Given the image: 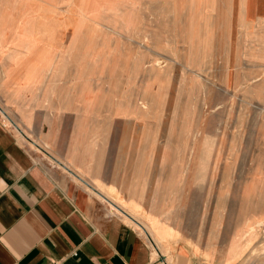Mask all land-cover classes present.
Wrapping results in <instances>:
<instances>
[{
    "label": "bare ground",
    "instance_id": "1",
    "mask_svg": "<svg viewBox=\"0 0 264 264\" xmlns=\"http://www.w3.org/2000/svg\"><path fill=\"white\" fill-rule=\"evenodd\" d=\"M152 1L141 0L149 14L142 12L135 19L115 21L110 18L115 9L109 5L102 8L100 17L96 14V0H0L2 69L28 63L27 76L41 77L18 94L0 83V115L18 137L44 151L51 160L50 167L57 164L56 159L65 172L93 184L96 193L75 177L89 197L99 198L135 224L154 252L169 256L171 245L183 243L192 256L211 264H264V172L260 167L243 165L247 178L237 185L226 183L238 167L237 157L253 144L262 128L264 0H241L237 16L229 13L221 20L222 56L214 54L208 40L212 20L209 3L197 11V0H185L188 5L184 9L177 0ZM150 14L162 16L157 25L160 22L167 29L160 36L176 48V55L156 49L154 42L159 38L151 34L149 45L134 35L137 28H144ZM97 26L101 31L97 39L101 51L93 60L97 68L92 69V61H88L82 72L94 99L85 107L76 104L72 92H79L81 85L65 86L56 95L71 104L64 118L67 138L61 153L55 141H50L55 133L54 120L59 123L61 118L43 111L41 115L49 123L53 120L49 132L43 133L40 126L31 128L30 115L35 107L52 104L54 84H66L75 77L77 61L84 56L80 52L84 37L91 32L96 44ZM179 31L181 37L177 36ZM170 81L177 87L169 110L166 92ZM203 94L210 101L232 96L229 113L221 114L220 102L205 107ZM195 95L200 97L199 105ZM240 102L251 106L243 129L237 127ZM118 109H124L125 114L118 115ZM206 116L210 125L190 137V126ZM119 122L127 132L118 138ZM87 129L95 131L97 137L91 140V134H85ZM176 140L190 149L184 168L174 146ZM108 144L114 147L107 169L110 179L105 181L102 174ZM141 145L145 147L142 156ZM95 155H99L98 162L90 169ZM138 159L144 172L135 179ZM247 185L252 191L241 195L254 220L244 226L229 207ZM185 213L190 214V231L183 237L181 217ZM194 220L197 224L192 229Z\"/></svg>",
    "mask_w": 264,
    "mask_h": 264
},
{
    "label": "crops",
    "instance_id": "2",
    "mask_svg": "<svg viewBox=\"0 0 264 264\" xmlns=\"http://www.w3.org/2000/svg\"><path fill=\"white\" fill-rule=\"evenodd\" d=\"M38 151L0 120V264H164L135 224L89 197L56 159L59 165L49 169ZM167 259L166 264H211L199 262L183 243L171 245Z\"/></svg>",
    "mask_w": 264,
    "mask_h": 264
},
{
    "label": "rangeland",
    "instance_id": "3",
    "mask_svg": "<svg viewBox=\"0 0 264 264\" xmlns=\"http://www.w3.org/2000/svg\"><path fill=\"white\" fill-rule=\"evenodd\" d=\"M149 1H152V0H149ZM177 1L180 4V8L186 7L188 5L185 0H177ZM239 2H241V0H197V6H198L197 11L198 10L201 11L202 9H204L206 3H209L211 5L209 13H208L209 17L212 19L211 24L208 27V31H209L208 40H209V43L211 42L212 50H213L215 55H218V56L223 55L222 50H221L223 37H222V34L220 33V30H219V27L221 26L220 22L223 18L227 17L229 15V13L232 14L233 17L237 16V10H238V6H239ZM107 5L114 7L115 14L110 16V18H111V20H115V21H116V19H117V21H119L120 19L132 20V19L139 17L142 12H145L147 14L150 13L147 10L146 5L144 3H142L141 0H96V9H97L96 14L99 17L101 14V10H103L102 8L107 6ZM136 8L138 9V12L135 10ZM182 9H184V8H182ZM153 12H155V11H152L151 14H153ZM110 14H111V11H110ZM151 14L145 18V21L143 24L144 28L140 27L141 30H140V28H137L134 35L139 36L140 41L146 45L150 44L151 39H152L151 35H153L154 37H156L157 39L159 38V40H160V41L158 40V42L157 41L154 42L156 49H158L159 51L165 50V51L171 53L172 55H176V53H177L176 48L174 46L167 45L165 40H164V37L160 36L167 29V28L165 29V27L161 26L160 22H159V25H157L158 24L157 20L162 18V16H160L159 14H157L156 16L151 15ZM144 16L145 15H142L141 17H144ZM2 28H5L4 24H3ZM98 29H99V27L97 26L96 27V44H95V35L92 34L91 32H87L85 37H84V42H83V45L80 49V52H82L84 56L77 61V73H76L75 77L73 79L67 81L66 84H59V85L54 84L53 85V98H54L53 100L54 101L52 102V104L47 108L46 107H35L31 113L32 115H30L29 125L31 126V128L33 130H36V128L38 126H40V130L43 133L49 132V130L52 126V121H53V120H51L50 121L51 124H50L44 118V116L41 115V113L43 111L45 113H48V114H56L57 117L61 118L59 123H57V119L54 120L55 121V124H54L55 133L53 135V141L50 140L52 143H54V141H55V144H54L55 148L57 149V151H59L61 153H63V151L65 149V144H66L65 141L67 138V132H66L67 124L64 121V118L68 117L67 113L69 112V109H71V106H70L71 104H70V102H67L63 98H62V100H59L56 97V95L60 94L61 91L64 89L63 87H65V86L66 87H75V86L81 85L82 89L79 92H77V93L72 92V99L76 102V104H78L79 106L85 107L94 99V92L92 90H90L89 87L87 86V82L82 77V72L84 70V67H86L87 62L92 61V63H93L95 56L97 57L98 54H100L101 48L97 44V39L101 35V31ZM139 31H141V32H139ZM163 36H164V34H163ZM177 36L181 37L182 31H179L177 33ZM229 49L231 52H233L234 51V44H231ZM77 51L78 50L75 49L73 51V54L76 55ZM96 64H97V62H96ZM113 65H114V63L112 62L111 67H113ZM30 66H31V64H28V63H16V64H11L10 66L6 67L5 69H2V67L0 65V73L2 72L0 75V83L5 87V89L7 91L12 92L14 94H18L23 89L37 84L41 78L40 75L30 74L29 76H27V72L29 71ZM93 67L97 68V66H95L94 63L92 64V69H93ZM176 71L178 73H180L179 68H177ZM261 74L262 73H260L258 76H260ZM63 75H64V72H62V76ZM176 87H177V83L174 81H170L169 84L167 85V92L168 93L166 92V95H167L166 96L167 97L166 103H167V106L170 107V108L168 107L169 110L173 106V102H174V98H175V94H176L174 91H175ZM194 100L196 102V105L200 104V97L198 95H195ZM202 101L205 102L204 104L207 103L205 107H209L208 104H210V102H211V104H214L215 102H220V104L223 107L221 114L223 116H225L226 114L229 113L228 107H230V104L232 102V96H226L225 95L221 99L214 98V99H211V101H210V100H208V97L206 98L203 94L202 95ZM65 106L67 109L65 108ZM250 110H251L250 105L245 104L243 102H240V104L238 106V114H237V116L239 118L238 119L239 124L237 127L239 129H243V127H244L243 124L246 121V118L248 117ZM117 113H118V115L122 116L125 114V110L124 109H118ZM262 115L263 114H261V116L259 117L263 122L261 125L262 126L261 131L258 133L256 139L253 141V144L248 149H246L244 152H241L239 154V156L237 157L236 164L238 167L233 171V173H230L229 176L227 177L229 179V180L228 179L226 180L227 185H230L232 183L236 184V185L241 184L247 178V177L245 178V173H243V172H245L243 169V165H250V166L253 165L254 167H260L264 172V115L263 116ZM201 119L202 120L197 122L198 126L195 125L194 123L190 126V130H189L190 137H192L193 135L199 134L201 132V129L204 130V128H206L208 125H210V118L208 116L202 117ZM0 120H2L4 125L7 126L13 132V134L16 136V138L18 139L19 142L23 143L24 145L29 144L31 147L34 148V146H32L29 141H26V140L18 137L16 132L8 125V123L2 118L1 115H0ZM21 121L24 123V124L23 123H21V124L24 127H27V121L22 119V118H21ZM119 125L121 126V129L118 132L119 133L118 138L124 132H127L126 131L127 128L124 124L119 122ZM89 133L91 134V136H90L91 140L94 139L95 136L97 137L95 131H93L92 129L91 130L87 129V131L85 132V134H87V135H89ZM174 146L179 151L178 157L180 159L184 160V161H182L183 168H184L185 167L184 165H186V157L189 154L190 149L188 148V146L185 142H182L179 140H176L174 142ZM113 147H114L113 144H108L107 148H106L107 151H106V156L104 158L105 169H104L103 174H102V178L105 181H108L110 179L107 169H109L108 167L110 164V159L112 157L111 149ZM43 152L44 151L42 149H40V151H38L37 155L44 158L45 164L50 169L51 160L49 158H47ZM209 152L210 153L212 152V150L210 148H209ZM144 153H145V147L143 145H141V147L139 149V155L142 156V154H144ZM243 153L245 155H243ZM84 156H85V154H84ZM98 159H99V155L97 157L95 155V157L93 159L94 161L92 160L93 162L89 166L90 169L95 168V163L98 162ZM239 159H241V160H239ZM134 167L135 168L133 171L134 172L133 177L135 176L134 177L135 179H140L142 177L143 172H144V167L140 164L139 159L137 160V163L135 164ZM183 171H184V169H182V172ZM63 172H65V171L63 170ZM236 172H238V173H236ZM72 173L73 172H71V174ZM71 174H69V177L77 185L82 187V184L80 182H78L74 177H72ZM232 174H234V175H232ZM252 189H253V187L251 185L244 186L242 189H240L237 192L239 194V195H237L238 196L237 200L234 203L230 204L231 206L229 207V209H231V211L238 216L240 222L243 223L244 226L252 223V221L254 220V217L252 216V214L250 213L248 208L244 205L243 201H244L245 197H243L241 194H242V192H244L243 195L245 196L248 193H250L252 191ZM94 201H98V200L89 198L90 203H93ZM98 202H100V201H98ZM165 202H167V201H165ZM100 203L103 204L107 210L108 204L105 202H100ZM105 215H106V212H105ZM189 215H190L189 213H185L181 217V222H182V227H183V237L187 236L188 231H190L189 229H187V226H188L187 220L189 218ZM107 217H111V216H107ZM196 224H197V222H196V220H194V223L190 226V228L193 229L196 226ZM210 226H211V224L209 223L208 227H210ZM132 227L137 231L138 235L142 238V240H144L148 244L152 254L153 255H161L158 258H160V259L162 258L163 262L166 263L168 260L167 255L154 252L153 248L148 243V240L146 239V237L141 235L135 226H132ZM193 257H195L199 262L200 261L202 262V260H199L196 256H193Z\"/></svg>",
    "mask_w": 264,
    "mask_h": 264
}]
</instances>
